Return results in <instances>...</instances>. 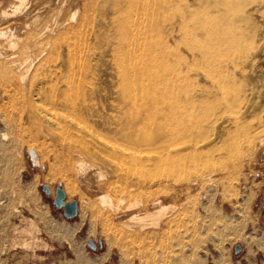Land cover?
I'll return each instance as SVG.
<instances>
[{
  "label": "rangeland",
  "instance_id": "rangeland-1",
  "mask_svg": "<svg viewBox=\"0 0 264 264\" xmlns=\"http://www.w3.org/2000/svg\"><path fill=\"white\" fill-rule=\"evenodd\" d=\"M75 1L77 3L74 0H25L18 20L15 19L16 16L10 15L13 0H0V9L8 11L9 17L13 18L8 17L7 22L4 20V26L18 28L24 22L30 23L34 17H38V21L46 20L34 22L37 25L32 23L34 28L30 24L29 29L33 31L36 28V32L45 26H56L58 30L57 27L66 21L69 23L62 24L59 32L70 26L77 28L84 13L82 8L87 6L85 12L88 14L84 15L88 17L90 14L91 18H88L91 20H86L78 30V35L83 37L73 36V41L70 39L65 43L68 45L71 41L70 45L77 51V59L81 56L83 61L81 69L77 68L79 73L75 74L77 70L73 72L74 77L78 76L77 82L75 80L77 91L72 92L78 96L69 92L71 97L67 93L65 99L69 98L68 101L71 99V102L80 106L83 101L88 100L89 93L93 95L92 99L89 98L92 102L89 110L82 111L79 117L69 108L64 109V106L58 105L61 98H55L59 93L56 84L61 77L57 73L63 72L64 75L67 71L64 70L67 68L64 55L67 49L64 44L55 60L60 63L53 62V66L51 62L48 69L43 73L40 71L41 74L38 73L36 78L38 81H34L31 85L33 89L30 88L28 92L23 91L13 98V93L6 86L4 91L7 92L4 94L3 86L7 84H2L0 79V264H203V257L206 258L205 264H214L215 260L217 264H264V142L261 145L256 142L259 138H264V22L260 18L264 16V10L256 12L251 9L264 0H187V4L195 6L189 10L190 23L202 21L206 17L207 12L199 8L200 2L211 3L215 6L211 10L217 13L223 9L220 17L226 19L225 23L236 27L228 32V27L221 25L210 43L190 47L180 42L173 44L165 31L166 21H170L174 14L160 11L159 4H167L170 0H166L167 3L165 0H153L155 43L163 44L168 57L163 61L157 56L160 50L156 51L155 74L150 76L137 73L138 75L131 76L127 72V86L122 90L119 86L120 71L118 64H115L118 61L111 57V50L118 37L119 27L123 29L125 25L128 26L130 17L134 18L133 11L115 18L111 16L113 12L109 11V7L102 8V0ZM98 1L101 3L98 4ZM120 1L122 3L123 0ZM150 1L152 0L148 3H152ZM96 2L97 5L101 4L100 9ZM75 7L79 12L76 21L71 17ZM89 7L92 12L88 11ZM216 14L213 18H217ZM44 16H48L47 19ZM112 18H115V23ZM116 19L119 20L116 22ZM55 20L59 22L55 23ZM72 21H75L74 25ZM85 23L88 25L85 26ZM194 34L202 35V31ZM230 35L241 39L237 50L227 51L223 48L222 38ZM76 39H80L75 41L78 46L74 44ZM81 40L83 44L87 43L85 46L89 43L90 55L82 54L84 48L79 47ZM79 48L82 50H78ZM5 49L2 50L7 52ZM176 53L181 60H185L180 62L179 73H173L169 69L172 55L177 57ZM251 53L255 56L253 64H246ZM38 59L37 53L30 57L31 62L36 65L40 62ZM57 67L60 70L58 68L59 71L55 72L54 75L58 76L55 78L53 71ZM67 75L69 74L64 76ZM181 76V80L187 79L191 86L188 93L189 120L181 123L185 131L171 119V96L165 90L170 85V80L173 82ZM79 79L82 81L81 91H84L81 92L82 95L78 92L81 88H78L81 85H78L81 82ZM49 82H53L52 86L55 85L53 89L57 94L51 91ZM132 84L134 88L130 86ZM39 90L40 95L36 97ZM43 90H49L47 93L51 97L54 94V99L44 97L46 92ZM6 94H10L11 100ZM47 100H50L49 103ZM19 102L21 106L17 105ZM29 102L32 104L29 105ZM23 106L27 114L22 110ZM31 107L41 110V115L48 122L64 119L71 129H79V133L68 138L65 143L71 147L68 154L70 161H76L73 162L76 165L81 160L88 166L84 174H78L76 168L74 171L65 169V158H61L53 148L45 147L48 150L42 151L41 146L30 141V135L26 131L29 132L30 129L27 111ZM152 115L154 118L151 120ZM135 116H139V124L143 127L141 135L155 138V149L151 153L155 158L153 170L154 161L149 160L151 155L146 149L137 153L132 163L118 168V156L123 154L127 157L121 146L123 143L118 134L119 125L130 122ZM45 143L50 144L48 139ZM4 145L8 146L5 147L6 150ZM84 147L91 148L98 154L87 156L83 152ZM29 148L36 151L35 162L30 157ZM132 173H139L146 181L151 176L155 178V183L164 185V188L153 195L166 208L165 216H160V209L152 208L149 203L142 205L146 198L150 199L151 194L145 196L134 193L132 187L126 186L128 178H135ZM209 176L216 181V187L209 182L192 185L195 180L201 182ZM42 185L48 187V194L42 191ZM56 186L63 190L65 201H76L77 211L73 217L65 218L62 209L52 205ZM101 194L110 196L119 209L109 211L100 207L98 198ZM118 200H123V203L119 205ZM139 200V205L130 206L129 209V204ZM134 214L148 223L154 218L162 219L160 236L155 237V233H152L151 237L147 232L137 235L126 229L125 227L133 224L128 222V218ZM207 223L208 226L212 224L209 230L203 228ZM88 240L93 242L94 248L87 245ZM236 244L240 246V251L234 253ZM26 246L27 249H24Z\"/></svg>",
  "mask_w": 264,
  "mask_h": 264
},
{
  "label": "bare ground",
  "instance_id": "bare-ground-1",
  "mask_svg": "<svg viewBox=\"0 0 264 264\" xmlns=\"http://www.w3.org/2000/svg\"><path fill=\"white\" fill-rule=\"evenodd\" d=\"M23 1H25V0H13V3H12L13 6L10 8V9H12L10 15L16 16L15 19H18L19 16H20L21 9L23 8V7H21L22 4H23ZM100 1H98V4H99ZM119 1L120 0H117V1L116 0H102L101 2H102V8L103 7H105V8L109 7L108 8L109 11L110 12L111 11L113 12V14H111V16H113V17L115 16V18H116V16H123V14L124 13H127V11H128V13L131 10L133 11V14L132 15L134 16V18L132 16L130 17V15L128 14L129 17H130V21H131V22H128L129 23L128 26L125 25L124 26L125 28H123V29L121 27H119L120 30L121 29L122 30L121 31L119 30V32L117 31L118 32L117 33L118 34V37L115 40L116 42L113 43L114 45L112 44L113 45L112 46L113 48L111 50V55H112L111 57H113L116 61H118V62H116L112 58L114 60V62H116L115 64L116 65L118 64L117 65L118 66L117 68H118V70L121 73V74L120 73H118V74H119V77H120V83H119L120 85L119 86H120V88L122 90V89H125L126 86H127V84L125 82V77H126L125 74L127 72H128L127 74L131 73L130 74L131 76H132V74H137V73H140V74L141 73H145L146 75H150V76L152 75L153 76V74H155V63H154V61H155V56H156L155 53H156V51L160 50V52H157V54H158L157 56H159V58L161 60L163 59V61L168 57V54H166V52L163 50V44L162 43H155V19L153 18V17H155V16H153V15H155V2H154L155 0L154 1L153 0L150 1L152 3H148L149 0H142V1H140V0L139 1L137 0L136 1L135 0L136 2L134 0H129V1L126 0L125 2H123L124 1L123 0L122 3H121V1L120 2ZM74 2H76V1L74 0ZM139 2L141 4H139ZM166 3H167V1H166ZM73 4L74 3L72 2V5ZM96 5H97V2H96ZM159 5H160V7H159V10L160 11L161 10L163 12L170 11V12H172L174 14L173 18H171L170 21H166L167 22V24L165 26L166 27V30L164 29L167 32V34H168V38L172 41L173 44H177V42H180V43H184L188 47H190L192 45H197V44L202 45L203 43L204 44H207V43H210L214 37H216V35L218 34V31H219V27L221 25H226V27H228L227 28L228 32H231L232 30H234V27H235V25L225 23V20L226 19L224 17H220L221 16V11L223 9L220 12H218V13H217V11L215 12V10H211L213 8V6H214V5L212 6L211 3L210 4H208V3H203L202 4L200 2L198 3L199 8H201L202 10H204L205 12H207L206 13V17L202 21H194L192 23H190V21L188 19V17L190 16V11L189 10L191 8L195 7V6L194 5L190 6L189 4H187V0H174V1H171L170 0L167 4H162L161 5V3H160ZM97 6L99 7V9L101 8L100 7L101 4L100 5H97ZM76 7L74 8V11L72 10L73 11L72 12V16H71L72 19H75V18H77L76 16H78V13L79 12H78V8H76ZM86 7L87 6H83V8H82V10H83L82 12H84V13H82V17H81L80 21L78 22L79 24L77 23L78 24L77 25L78 27L77 28H75V27L73 28V27L70 26L71 25L70 24L69 25L70 26L69 29L65 30V28H64V30H62L61 32H59L60 31L59 29H61L63 27V25L66 24V22H68V21L65 20L66 22L64 21L65 23H62L63 25L60 24L57 27V29L59 28L58 29L59 31L56 30V26H54V28H51V27L45 26V25L44 26L46 27V29L43 26L44 28L41 29L40 31H37V32L35 31L36 28L33 31L30 30L29 29V26H31L30 24H32V23H34L36 21L37 22L41 21V20H39V21L37 20L38 17L36 19H34L35 18L34 16H33L34 18H32V21L33 22L32 21L30 23L24 22L23 24H21V27H19L18 25H17L18 28L17 27H14V26H9V25L4 26V24L7 22L6 21L7 18L9 17V13H8V11H4V10L0 9V79L2 80V82H1L2 84H3V82H4V84L5 83L7 84V85L3 86L4 88H3L2 91L6 90L7 88L5 89V87L7 86V87L10 88L9 91L11 93H13V94H11V93L10 94L11 95H14L13 98H16V94L19 95L23 91L26 92L27 90H30V88H32L31 85L34 83L35 80H37L36 78L38 76V73H40V71L42 72L45 69H48V66H50L53 62L58 63L59 61H55V60L57 58L56 56H57V53L59 52V49L61 48V46L63 44H64L63 46H65L66 45L65 43L69 42L68 40H70V39L72 40L73 36H75L76 38H78V36H79L81 38L82 35L81 34L78 35V30L80 28H82V25H84V22L89 19L88 17H90V14H89L88 17H87V15L86 16L84 15L86 13L85 12ZM93 8H94V6H93ZM97 8H95V10ZM99 9H97V10H99ZM224 9H225V12H227V9L226 8H224ZM251 9L253 11H256V12L257 11L259 12L260 9H263L264 10V1L263 2H260L259 4L257 3V5L253 6V8H251ZM61 11H62V9H61ZM88 11H91L92 12L93 10L90 8V10H88ZM57 12H58V10H57ZM250 12H251V10H250ZM58 13H57V15H58ZM54 14L56 16V13H54ZM86 14H88V13H86ZM215 14L217 15V18H213ZM42 15L43 14H41L40 16L42 17ZM45 15H47V14H45ZM50 15H52V13L49 14L48 16H50ZM59 15H60V13H59ZM124 15L126 16V14H124ZM37 16H39V15H37ZM44 17H46V16H44ZM47 17H46V19H47ZM56 18H58V16ZM115 18H112L114 23H115V21H114ZM260 18H261L262 22H264V16H261ZM10 19H13V18H10ZM4 20L6 21L5 23H4ZM42 20H44V19H42ZM67 20H69V18ZM89 20H91V19H89ZM118 20L116 19V22ZM127 20H129V19H127ZM45 21H41V22H45ZM53 21H54V18H53ZM55 21H57V20H55ZM75 21H76V19H75ZM123 21L124 20H122V22ZM58 22L59 21H57L55 23H58ZM61 22H62V20H61ZM74 22L72 21L73 25L75 24ZM88 22H86V23H88ZM111 22H112V20H111ZM235 22H237V21H235ZM34 24L37 25V23H34ZM34 24H32V28H34L33 27ZM88 24H86L85 26H87ZM55 25H57V24H55ZM120 25H122L121 22H120ZM69 26H67V28ZM85 26L83 28L84 30L86 29ZM39 29L40 28H38V30ZM107 29H108V27H107ZM88 31H89V29H88ZM196 31H202V35H195L194 33ZM76 33H77V35H74ZM82 34H83V32H82ZM110 34H113V32L110 33ZM78 40H80V39H78ZM78 40L77 39L74 40L75 46H78L75 43V41L77 42ZM222 41H223V48H226L227 51H234V50H237L238 49V45L240 44L241 39L236 38V37L230 35L228 37L222 38ZM81 42H82V40H81ZM80 43H78V44L80 45ZM91 43H92V41H91ZM70 44H71V41H70V43H68V45L65 46V49H67L66 54H64V55H66V59H65L66 61L63 60V61H65V66L67 67L64 70H67L69 73H67V71H66V74H69V75L64 76L66 74L63 75L62 74L63 72L62 73H59V72L57 73L61 77L60 78V81L56 84L57 85L56 90H57V92H59L58 95H57V97H55L54 94H53L52 97H51V95L49 96V94L47 93V92H49V90L47 92L44 91V90L43 91L46 92L45 95H44V97L46 96V98H47V96L50 97L51 99H54L53 97H55V98H59L60 97L61 100H59L60 98L58 99L59 100L58 105L64 106L63 107L64 109L65 108H69L73 112V114L76 115V117L77 116L79 117L81 115V112L82 111L89 110V107L92 104V102L90 100L92 99L91 97L93 95L91 96L90 95L91 93H89V96L90 97L88 96V100H89V98H91V99L89 101L86 99L87 101L86 100L83 101V104L80 105V106L79 105L77 106V104H75L74 102H71V99L68 101L69 98L68 99H65V96L67 97L69 95L71 97V94L69 92H72L73 91L75 93V91H77V84H76V82H77L76 79L77 78L76 77L78 75L76 77H74V75L79 73V71L77 70V68H80L81 69L80 66L83 63V61L80 59L81 56H80V58L78 57V59H77V56H78V55H76L77 54V51H76V49H74V46L72 47ZM82 44H83V42L81 43V46H79V47H82V49L83 48L84 49L82 50V49L79 48L78 50H82V54H84V55L87 56L89 54V51H90L88 46H90V45L88 43V45L85 46L87 44L85 42V44H83L85 47H83ZM263 47H264V45L262 46V49H264ZM4 48H6L5 50L7 52H5V51L2 50ZM63 50H61V51H63ZM91 50H93V49H91ZM78 52H80V51H78ZM33 53H37V55L39 57L38 60H40V62H39L38 65L34 64V62L33 61L31 62V60H30V57H31V55ZM253 53H251V55L247 58L248 60L246 61L247 62L246 64H253V59L255 57ZM58 54H60V52ZM80 55H81V53H80ZM84 55H83V58L86 57V56L84 57ZM60 56L61 55H59V58H60ZM176 56L177 57H175V56L172 55V64H171L170 67L168 66L169 69H170V71L173 72V73L174 72H176V73L181 72V70H180L181 69L180 62H182V60H184V58H182V60H181L180 57H179V55L177 53H176ZM62 58L63 57H61V59ZM61 59H60V61H62ZM183 63L185 65L187 64V62H183ZM53 66H54V63H53ZM58 68L59 67H57V69H55V71H53V69H51L53 71V76H55L54 74L58 70ZM62 68H63V66H62ZM84 68H85V66L82 68V70ZM51 70H50V73L52 72ZM59 70H60V68H59ZM75 70H77V71H75ZM74 71L77 72V73H75ZM46 72H47V70L45 71V75H46ZM73 72L75 73L74 75H73ZM50 73H49V75H51ZM80 73H81V71H80ZM137 75H134V76L137 77ZM184 75H186V74H184ZM196 75H198V74H196ZM199 76H200V74H199ZM199 76H197V78ZM47 78H48V76H47ZM55 78H58V76L57 77L55 76ZM181 79H182V76L179 79H176L173 82L170 80V85L165 90H166V92L168 90V93H170V96H171V105L169 107V112H170V115H171V119H173L183 129L185 127H183L182 124L187 119L189 120V116H190V111L188 110V106L190 105V99H189L188 93L190 92V87L191 86L188 83V80L187 79H183V80H181ZM75 80H76V82H75ZM79 80H78V82H79ZM49 81H50V79H49ZM41 82H43V81H41ZM46 83H45V85H48V83L47 84ZM52 83H50L51 86H52ZM79 84H81V85H79ZM78 85H79L78 88L81 87L82 86V81L79 82ZM133 85L134 84H132L130 86H132V88H134ZM51 86H50V88L52 90L51 89L50 90L53 93H55V91H54L55 85H53L52 87ZM135 86H136V84H135ZM1 87H2V85H1ZM78 90H80V91H78V92H80V94H81V92L84 93V91H81V90H83L82 87L80 89H78ZM5 92H7V91H4V94H5ZM38 92L39 93H37V91H36V93L38 95L35 93L36 94L35 95L36 97L40 95V90ZM57 92L55 94H57ZM78 92H77V94H78ZM67 93H69V94L67 95ZM7 94H6V96H7ZM24 94H22V95H24ZM46 94H48V95H46ZM50 94H51V92H50ZM250 94H251V91H250ZM9 95L7 96V98H9V100H11V98L9 97ZM75 95L76 94H74V96ZM41 96H43V95L41 94ZM74 96H72V97H74ZM76 96H78V95H76ZM18 97L19 96H17V98ZM152 97H154V96H152ZM24 98H28V97H24ZM75 98L76 97H74V99ZM83 98H85V97H83ZM14 101H15V99H14ZM18 101H20V99ZM40 101H42V100L40 99ZM48 101H50V100H47V102ZM72 101H74L73 98H72ZM20 102H23V100L20 101ZM20 102L17 103V105H20ZM27 103H28V100H27L26 104ZM30 103L32 104V102H29V105H30ZM29 105L27 107H30ZM134 105H135V103H134ZM31 106H33V105H31ZM22 108H23L22 110L25 111L24 110V106ZM28 110H29V108H28ZM23 111H21V112H23ZM40 111H39L38 108L33 109L32 107L30 108L29 111H27L28 112V116H27L28 117V121L27 122L30 123V126L28 125V127H30V129H28L29 132L26 131V133H29L28 135H30V137H29L30 141L33 142V143L36 142V145L37 146H41L40 149L42 151L48 150L45 147L53 148L56 153L59 152V156H61V158L62 157H63V159L65 158V162H66L65 163V167H64L65 169L70 170V171H74V170L77 169V173L78 174H80V175L81 174H84V170H87L88 166L84 162H82L81 160L80 161H77L76 165L73 163V162H76V161H73V162L70 161L71 159H69L68 154H69V149L71 147H69V145L65 143V141L68 138H71L73 135H77L79 133V129L77 127L71 129V127H69L70 125L64 119H62V121H57V122H48V120H46L44 118V116L41 115V112ZM25 113H26V111H25ZM149 114H150V112H149ZM82 116H84V115H82ZM152 118H154L153 115L151 117V120H152ZM139 122H140L139 116H137V118L135 116L134 118H132V120L130 122L125 123L124 125H119L118 134L120 136V140L123 143V144H121V146L123 147L124 153H126V155H127V157L126 156H123V154L118 156V158H117V165H118V168H120V169H121V167L123 165H125V164L128 165V164L132 163L131 161L133 160V158L135 157V155L137 153H141V151H143V149H144V151L146 149L149 152L150 155H151V153H153V151L155 149L154 148L155 147V138L150 137V136L141 135V129H143V127L139 124ZM147 122H148V120H147ZM117 123H119V122H117ZM185 125H186V123H185ZM23 126H26V125H23ZM26 127H25V129L27 130ZM12 128H14V127H12ZM115 129L113 130V133H114ZM18 131H19V129H18ZM13 132H14V130H13ZM19 134H20V132H19ZM3 136H5V135H3ZM41 138H42V141H40ZM2 139H3V137H2ZM46 139H48V141L50 142V144H46L45 143L46 142ZM2 141H4V140H2ZM16 142H17V140H16ZM38 142H39V144H38ZM256 142H258L261 145L264 142V138H259ZM253 143H255V142H253ZM250 144H249V146H250ZM5 147H8V146L7 145L6 146L4 145V148ZM4 150H6V148ZM4 150L2 149V152ZM33 150H34L33 148H29V154H30V157H31L32 161L35 162L36 161V158H35V153L34 152H36V151H33ZM2 152H1V154H4L5 153V151H4V153H2ZM83 152L87 156L92 155L93 153L98 154L97 151H95V150H93L91 148H87V147H84L83 148ZM54 155H55V153H54ZM91 159H93V157ZM149 160H153L154 161L153 164H152V170H153V168L155 167V158H154V156H152V155H151V157L149 156ZM119 174H121V173H118V175ZM132 175L135 176V178H133V180H136V181H133L130 178H128V177H131V176L128 175L127 178L129 180H127L126 186L128 188H129V186L132 187L134 189V190L132 189V192H134V193L145 194V196H146V194H151L150 199L146 198L145 201H144V203H142V205L143 206L144 205H148L147 203H149L152 206V208L154 207L156 209V207H157L158 209H160V214H159L160 216H165L166 215V208H164L162 206L161 200L158 199V198H155V195H153L154 193L156 194L159 190H161V188H164V185H162L161 183H158V184L155 183V178H151V176L149 177L148 181H146L147 179H144L141 175H139V173H132ZM210 176L207 177L206 179H204L201 182H199V181L196 182V180H195L194 182H192V185H197L198 183H200V185H204V184H206V183L209 182L210 185L211 184H215V187H216V181L212 180V177H210ZM219 183H221V182H219ZM155 184H157V185H155ZM228 184L230 185V183H228ZM217 185H220V184H217ZM211 188L213 189L214 187H211ZM215 189L216 188H214V190ZM128 193H131V192L128 191ZM215 193H216V191H215ZM65 200H66V198H65ZM98 202L100 204V207H102L105 210L109 209V211H110V210H114V209L115 210H118L119 209V208L115 207V205H114L111 197L108 196V195H106V194H101L99 196V198H98ZM117 203L119 205H121L123 203V200H118ZM139 203H141L140 200L139 201H135L131 205L129 204V209L131 207H133V206L135 207V205H139ZM15 210L16 209H14V212H17ZM140 217L141 216H138V215H135V214L132 215V216H130V218H128L129 219L128 222L129 221L132 222L133 224L132 223L131 224L133 226L131 225V226H128V227H125V228L126 229H130L131 232H134L137 235L139 233H146L147 232L148 234L149 233L151 234V237L153 235L152 233H155V237L160 236L161 231H162V222H161L162 219H160V218H157V219L154 218L153 221H151V222L149 221L150 223H148V222L144 221ZM32 226H34V225H32ZM210 226H208V223H207V225H205V227L203 226V228H207L206 230H209L210 229ZM34 230H35V228H34ZM28 232H29V230H28ZM126 233H127V235L130 236V234H128V231ZM148 234H146V235H148ZM138 237L139 236H137V238ZM23 244H24V242H23ZM20 246H21V244H20ZM27 246H26V248L25 247H23V248L24 249H27ZM21 249H22V246H21ZM205 259L206 258L203 257V259L201 260L203 262V264H205V262H206ZM213 262H214V264H217L218 263L216 260L213 261Z\"/></svg>",
  "mask_w": 264,
  "mask_h": 264
},
{
  "label": "water",
  "instance_id": "water-1",
  "mask_svg": "<svg viewBox=\"0 0 264 264\" xmlns=\"http://www.w3.org/2000/svg\"><path fill=\"white\" fill-rule=\"evenodd\" d=\"M41 189L45 194H48V187L46 185H42ZM64 198L65 196L63 190L59 186H56L54 189V196L52 198V205L55 208L62 209V214L65 218H71L74 215H76V211H77L76 201L73 199L70 201H65ZM87 245L90 248H94V244L91 240L87 241ZM233 251L234 253L239 252L240 246L236 244L233 248Z\"/></svg>",
  "mask_w": 264,
  "mask_h": 264
}]
</instances>
